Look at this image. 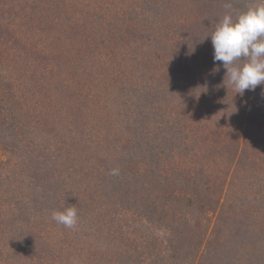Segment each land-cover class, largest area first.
<instances>
[{
  "label": "trees",
  "instance_id": "1",
  "mask_svg": "<svg viewBox=\"0 0 264 264\" xmlns=\"http://www.w3.org/2000/svg\"><path fill=\"white\" fill-rule=\"evenodd\" d=\"M16 1L0 0V71H21L0 73V259L264 264V85L236 94L210 39L256 0H32L12 26ZM68 206L74 229L51 218Z\"/></svg>",
  "mask_w": 264,
  "mask_h": 264
},
{
  "label": "clouds",
  "instance_id": "2",
  "mask_svg": "<svg viewBox=\"0 0 264 264\" xmlns=\"http://www.w3.org/2000/svg\"><path fill=\"white\" fill-rule=\"evenodd\" d=\"M210 39L213 60L222 62L228 84L234 87L236 94L243 95L245 90L264 85V0L235 19L225 14ZM117 174V170H112L111 175ZM77 213L75 206H68L63 211H53L51 218L59 225L74 229L78 223Z\"/></svg>",
  "mask_w": 264,
  "mask_h": 264
},
{
  "label": "rangeland",
  "instance_id": "3",
  "mask_svg": "<svg viewBox=\"0 0 264 264\" xmlns=\"http://www.w3.org/2000/svg\"><path fill=\"white\" fill-rule=\"evenodd\" d=\"M260 3V0H256V3L255 4H249V6H256ZM105 5V4H104ZM34 6V2L32 0H17L15 3H13L11 5L12 7V11H11V20H10V23L11 25H16L18 26L19 23H24V21L27 19V14L31 12V10L28 8V7H33ZM37 7V6H35ZM104 7H114L113 6H104ZM116 7H119V6H116L115 5V8ZM125 8H127L126 6H123ZM21 21V22H20ZM15 27V26H14ZM11 29H15V28H11ZM16 32V30H15ZM51 43L52 41L49 42L50 46H51ZM17 65L15 63H13L11 61V63L9 64V69L7 70H4L5 72L7 71L6 74H3L5 72L3 71H0L1 73V78L4 82H9L11 83L12 82V85L14 87L17 86V81H18V76L21 75V71H17ZM26 75H29L30 74V71H26L25 72ZM6 76V77H5ZM0 78V80H1ZM4 87L1 86V81H0V89ZM2 90H0L1 92ZM31 94V91L30 93ZM27 93V95H29ZM245 99H242V103L241 105L243 106L242 108L246 111V113H248V110L250 109V107L252 106L251 105V102H246L244 101ZM244 132V129L241 128L240 129V134H242ZM208 139V137H206ZM8 155H7V152L3 149V147H1L0 145V217H3V216H6L7 213H8V208L9 206H7V193H8V190L11 191V187H6V183H8L6 181V178L5 176H8L6 175V172H10L11 170L13 171V168H15L13 166V164L11 165H7L5 163L6 159H7ZM12 161V160H11ZM232 168L229 170V172L227 173L226 175V188L228 186V183H227V180L229 181V178L232 179ZM4 180L6 183H1V180ZM34 230V233H36V235L39 237L38 242L39 244L42 246V247H51L53 245V241L56 242L57 241V238L61 235L60 234H55L57 228H51L49 225L48 226H44L41 228V226L37 229H33ZM0 233H1V226H0ZM36 240V241H37ZM58 245H60L59 242H57ZM51 245V246H50ZM49 250V249H48ZM34 254H30L28 256H26V260H12L10 258H8L7 256H3L1 259H0V264H31L34 259H35V256H33ZM55 262H56V259H55Z\"/></svg>",
  "mask_w": 264,
  "mask_h": 264
}]
</instances>
